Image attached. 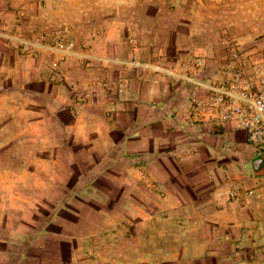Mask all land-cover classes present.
Listing matches in <instances>:
<instances>
[{
  "label": "crops",
  "instance_id": "0c3cea01",
  "mask_svg": "<svg viewBox=\"0 0 264 264\" xmlns=\"http://www.w3.org/2000/svg\"><path fill=\"white\" fill-rule=\"evenodd\" d=\"M125 2L0 0V136L6 132L11 138H0V149L29 150L35 145L20 136L59 132L62 143L44 140L39 147L59 148L67 165L73 163L70 149L95 150L91 157L97 160L89 161L93 165L82 176L88 182L75 195L104 198L103 204L91 205L98 212L93 221L82 219L95 229L60 235V257L44 261L45 249L38 264H264V172L259 166L255 174L248 170L259 156L264 160V151L245 158V132L209 122L204 111L192 115V95L206 101L204 88L146 80L141 69L122 65L157 60L125 43L130 32L146 33L147 27L139 23L133 30L126 14L88 6ZM212 2L225 20L223 32H236L255 63L254 24L264 17V0ZM207 12L186 17L199 26L180 23L171 31L183 37L176 54L206 59L198 80L210 83L213 48L206 26L212 16ZM234 19L239 22L233 25ZM58 28L74 39L76 57L60 61L36 46L40 35L48 39ZM26 39L35 47H22L18 41ZM44 157L52 162L50 155ZM4 160L0 157V180L27 176L7 172ZM244 178L250 188L243 186ZM238 190L247 195L231 199ZM30 258L32 253L17 255L15 264H31Z\"/></svg>",
  "mask_w": 264,
  "mask_h": 264
},
{
  "label": "rangeland",
  "instance_id": "374dc122",
  "mask_svg": "<svg viewBox=\"0 0 264 264\" xmlns=\"http://www.w3.org/2000/svg\"><path fill=\"white\" fill-rule=\"evenodd\" d=\"M211 1L126 0L124 4L89 5L88 8L92 11H116L126 14V17L129 18L128 22H130L128 26H131L133 30L139 23L147 27L146 33L130 32L125 38V43L131 49L143 48L142 55H148L157 60L155 62L132 60L122 64L124 67L129 65L128 68L131 69H141L146 80L172 79L177 82H185L173 75L185 76L192 73L198 79L199 75L202 76L205 73V68L208 65L206 59L202 57L181 58L176 54L179 44L183 45V37L181 33L174 34L171 31L173 28L177 29L180 23H182L180 27H187L188 22L192 26H197L199 23L192 24L186 17L194 13L202 14L204 11H208L207 13L212 16L210 25L206 26L207 37H209L213 48L212 58H209L212 60V65L208 69L210 83L218 84L223 72L230 67L235 69L237 65L246 68L249 75H255V80L257 77L264 76V17L260 18L261 20H255L254 24L258 31L257 34L255 33V48H258V51H255L254 63L250 59L251 55H246L243 52L237 33L223 32L221 25L225 20L222 21L217 17L219 16V5H214L213 2L212 4L208 3ZM8 10L13 12L12 9ZM14 10L18 12V9ZM178 15L185 18L177 20ZM90 22L89 25L94 21ZM230 22L234 25L239 21L234 19ZM52 31L53 34L48 39L45 34V36L40 35L38 41L36 40L39 43L36 46L42 51L41 53H49L60 61L76 57L77 50L74 39L62 33L59 28ZM259 31H263V34L259 35ZM64 39L74 43V53L63 55L57 52L58 43ZM250 41L248 40V42ZM18 42L22 47L30 49L35 47V43L29 39ZM144 58L146 59V57ZM195 61H201L202 66L195 67ZM257 61L260 62L257 63ZM78 102L84 104L83 100H78ZM0 138L4 141L11 139L6 132L1 133ZM14 139L18 138L14 136ZM19 139L25 141L26 145L31 143L35 146L29 150L23 147L13 149L10 146L0 149V157L5 158L3 167L7 172L27 173L26 177L21 178V175L18 180H0V264H10L11 261L15 264L17 255L28 257L30 253H32V259H29L31 264H38V261L44 258L41 255L45 249L48 252V259H43L44 261L58 259L60 257L58 255L62 253L59 247L60 242H58L60 235L66 238L76 237V235H85V232L95 229L91 223L86 224L82 219L93 221L98 212H92L91 205L98 206L104 203L103 196L75 195L77 188L88 182L82 176L93 165L89 161L94 158L97 160V155L94 158L91 157L95 150L83 149L84 151L81 152L70 149L73 163L67 165L63 163L64 156L59 148L43 151V148L39 147L44 143V140L50 143H62L63 135L61 133L48 131L29 137L24 134ZM263 151L262 149L256 150L249 145L244 148V157L249 159L251 154L253 156L255 153ZM25 152H30L29 159L25 158ZM47 154L51 156L52 162L44 157ZM12 158L17 162H12ZM262 161L263 159L259 156L253 165L248 167L249 172L255 174ZM31 172H35V175L31 176ZM243 181L245 188L251 187L248 179L244 178ZM3 186L6 188L2 190ZM84 203H86L85 207ZM38 237L40 238L38 239ZM44 238L53 242L51 244L44 243ZM71 243L68 246H73V242Z\"/></svg>",
  "mask_w": 264,
  "mask_h": 264
},
{
  "label": "built area",
  "instance_id": "2783aa9c",
  "mask_svg": "<svg viewBox=\"0 0 264 264\" xmlns=\"http://www.w3.org/2000/svg\"><path fill=\"white\" fill-rule=\"evenodd\" d=\"M56 49L63 55L71 54L74 53V43L64 39ZM194 64L197 68L202 66L201 61H195ZM173 76L207 91L206 101L193 93L191 101L194 117L204 111L209 122L229 125L245 132L251 147L264 150V76L255 80V75H249L242 65L224 71L218 84L201 82L192 73ZM248 193L253 194L252 191ZM245 195L246 191L238 190L230 193V198L238 199Z\"/></svg>",
  "mask_w": 264,
  "mask_h": 264
},
{
  "label": "water",
  "instance_id": "95a60500",
  "mask_svg": "<svg viewBox=\"0 0 264 264\" xmlns=\"http://www.w3.org/2000/svg\"><path fill=\"white\" fill-rule=\"evenodd\" d=\"M258 172H264V160L260 163L259 169H257Z\"/></svg>",
  "mask_w": 264,
  "mask_h": 264
}]
</instances>
